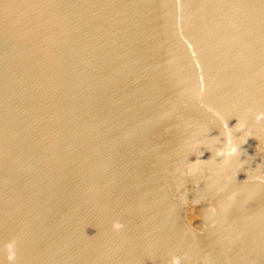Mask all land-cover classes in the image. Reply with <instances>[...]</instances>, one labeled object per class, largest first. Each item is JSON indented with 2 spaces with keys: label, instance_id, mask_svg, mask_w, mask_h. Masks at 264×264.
Segmentation results:
<instances>
[{
  "label": "water",
  "instance_id": "1",
  "mask_svg": "<svg viewBox=\"0 0 264 264\" xmlns=\"http://www.w3.org/2000/svg\"><path fill=\"white\" fill-rule=\"evenodd\" d=\"M0 264H264V0H0Z\"/></svg>",
  "mask_w": 264,
  "mask_h": 264
}]
</instances>
